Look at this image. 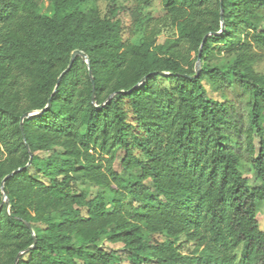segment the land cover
<instances>
[{
  "label": "trees",
  "instance_id": "trees-1",
  "mask_svg": "<svg viewBox=\"0 0 264 264\" xmlns=\"http://www.w3.org/2000/svg\"><path fill=\"white\" fill-rule=\"evenodd\" d=\"M154 1L0 0V264H264V0Z\"/></svg>",
  "mask_w": 264,
  "mask_h": 264
},
{
  "label": "rangeland",
  "instance_id": "rangeland-1",
  "mask_svg": "<svg viewBox=\"0 0 264 264\" xmlns=\"http://www.w3.org/2000/svg\"><path fill=\"white\" fill-rule=\"evenodd\" d=\"M115 1H117L118 3H121L123 0H115ZM99 6H100V8L103 9L105 6V1H100ZM143 13L146 15L151 14V16H153V17L161 15V13H163V11L161 9V5H160L159 0H155L149 7L145 8L143 10ZM132 19L133 18H130V21H132ZM141 38H142L141 31H137L136 36L133 39V42L139 43L141 41ZM214 47L218 51V49L221 46H219V45L217 46L216 44H214ZM258 71L264 73V61L258 65ZM209 90H210L211 96H213L214 98H221L219 93H214L211 89H209ZM131 119H132V117H130V120ZM254 139H255V146H256V149L258 151L259 150V139H257V137H255ZM137 154H139V152H137ZM119 156L122 157V154H120ZM115 167L117 170L120 169L118 164H116ZM239 170L242 173L243 177L250 180V186L251 187L254 188L258 184L255 182V179H254V177L256 176V173H255V171H253L252 166L247 162V160L245 158L240 161ZM96 191H97L96 188H94V187L91 188L92 193H95ZM106 197L111 199L112 194L110 192H107ZM257 220L260 223L261 230L264 232V210H260L258 212ZM179 246L181 248V251H183L185 254L191 253L192 247L187 245L183 238L179 242ZM98 247L101 249H104L106 251L117 250L119 256L122 258V261L121 262L116 261V264H131V262L125 258V253L122 250V247L120 245H112V244H109L108 242H106L105 240H101L98 243ZM90 250H94V248H90ZM151 264H155V263H151Z\"/></svg>",
  "mask_w": 264,
  "mask_h": 264
},
{
  "label": "water",
  "instance_id": "water-1",
  "mask_svg": "<svg viewBox=\"0 0 264 264\" xmlns=\"http://www.w3.org/2000/svg\"><path fill=\"white\" fill-rule=\"evenodd\" d=\"M221 15H222V13H221ZM221 31L220 32H218V33H209V34H207L205 37H204V39H203V42H202V44H200L201 46H200V49H199V53H198V59H197V62H196V65H195V75L194 76H191L190 78L191 79H194V78H197V76H199L200 75V72H201V54H202V50H203V44H205V42H206V40H207V38L209 37V36H211V35H219L220 33H222L223 32V30H224V24H223V20H222V17H221ZM77 57H81V58H83L84 59V61L86 62V64L88 65V66H90V63H89V58H88V56L84 53V52H81V51H75L73 54H72V58H71V60H70V62H69V65H68V67H67V69L65 70V71H63V73L61 74V76H60V78H59V80H58V83L61 81L60 79H62V77L72 68V66H73V63H74V61L76 60V58ZM89 73H90V78H92V72H91V70H90V67H89ZM160 74H162V75H168V74H166V73H160ZM92 80V83H93V79H91ZM93 88H94V83H93ZM115 94H112L109 98H108V102L111 100V98L114 96ZM93 99H94V97H93ZM49 105V104H48ZM48 107V106H47ZM46 107V108H47ZM102 106H99V108H101ZM41 112H43V110L42 111H39V112H28V113H25L23 116H22V118H21V129H22V125H23V120L24 119H27V118H32V117H35V116H37V115H39V114H41ZM23 130V129H22ZM27 146V148H28V145H26ZM32 162V154L30 153V162H29V164ZM28 164V165H29ZM24 168H19V169H17V170H14L12 173H10L8 176H5V180L6 179H8V178H10L11 176H13V175H15V174H17L18 172H20V171H22ZM4 180V181H5ZM2 192H3V196H4V201H5V206H6V210L9 208V205H10V203H9V198L7 197V195L4 193V182L2 183ZM27 225V227L28 228H30L31 229V226H30V224H26ZM33 248V246L32 247H30V248H28V249H26L23 253H27L30 249H32ZM23 253H21L20 255H22ZM19 255V256H20Z\"/></svg>",
  "mask_w": 264,
  "mask_h": 264
}]
</instances>
